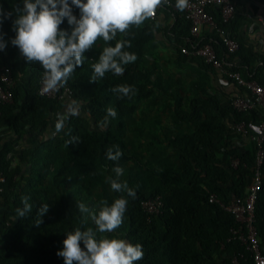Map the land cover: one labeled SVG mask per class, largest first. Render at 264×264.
Listing matches in <instances>:
<instances>
[{"label": "trees", "instance_id": "1", "mask_svg": "<svg viewBox=\"0 0 264 264\" xmlns=\"http://www.w3.org/2000/svg\"><path fill=\"white\" fill-rule=\"evenodd\" d=\"M17 5L22 6V0H0L4 13ZM209 13L218 28L237 41L236 53L227 52L216 31L193 38L183 11L164 4L155 18L117 34V40L131 43L125 50L137 55L134 63L124 66L123 75L108 72L104 78L91 81L92 65L109 46L99 39L63 85L72 91L64 100L39 95L44 69L39 62H26L19 48L12 45L15 14L9 18L0 15V36L6 42L0 51V65L10 68L16 82L14 103L0 106V173L5 177L0 196V264H64L57 252L63 249L66 234L77 227H96L87 213L80 212L78 204L98 210L101 201L111 204L121 195L128 200L123 223L114 232L97 236L142 245L143 259L135 264H233L234 257L240 264H253L252 254L232 234L237 228L235 217L210 203V197L229 202L246 194L258 147L250 136L237 133L235 126L259 122L261 113L233 108V100L247 96V92L224 75L226 82L233 83L234 91L212 86L215 92L211 93L201 80L189 87L178 78L164 80L157 58L149 64L146 61L159 45L158 37H164L165 44L175 51L177 65L195 63L205 76L218 75L212 65L181 52L183 47L192 51L197 42L213 39L226 70L264 87V54L238 37L237 11L228 23L223 22L220 9L212 8ZM73 14L79 18L80 10L73 6ZM162 16L172 17L173 23L164 25ZM60 27L71 30L67 19ZM109 43L114 46L116 41ZM125 84L135 88L130 99L118 98L112 91ZM69 102L78 114L69 115L63 130L53 135L48 129L57 114L67 112ZM108 107L114 108L117 116L109 118L105 128L100 122ZM148 111H152L154 122L147 132L144 120H130L138 112ZM4 124L9 135L3 131ZM28 135L38 138L31 146L23 142ZM113 145L123 153L118 162L106 158L107 149ZM18 146L22 151L14 165ZM117 164L125 170L120 179L136 191L134 199L112 191L106 182L107 177L114 176L112 169ZM24 196L30 197L32 210L20 218L16 209L23 207ZM154 197L163 202L158 215H150L142 207ZM42 205H48L49 210L37 226V210ZM255 213L264 253V165ZM12 220L13 226L9 224Z\"/></svg>", "mask_w": 264, "mask_h": 264}, {"label": "clouds", "instance_id": "2", "mask_svg": "<svg viewBox=\"0 0 264 264\" xmlns=\"http://www.w3.org/2000/svg\"><path fill=\"white\" fill-rule=\"evenodd\" d=\"M167 3L168 0H22V6L17 5L10 13L0 10V15L9 18L15 14V37L11 43L19 48L26 62L40 63L44 69V91L54 92L65 85L75 70L82 66L85 54L99 39L109 46L103 48L98 62L92 65L91 81L104 78L108 72L123 75L124 66L134 63L137 55L125 50L131 47V43L117 40V34L127 33L133 25L140 26L154 18L157 9ZM73 6L80 10L79 18L73 14ZM187 6L188 0H176L175 7L178 10L184 11ZM65 19L70 31L60 27ZM114 40L116 43L112 46L109 42ZM5 48L6 42L0 36V51ZM112 91L118 98L130 99L135 94V88L126 84L118 85ZM77 114L75 107H70L67 113L57 114L53 135L63 130L69 115ZM116 116V110L108 107L100 126L106 128L109 118ZM122 155L118 145L109 147L106 152V158L110 161L118 162ZM112 171L114 176L106 179L110 189L116 193H126L134 199L136 191L120 179L125 170L117 164ZM21 200L23 207L17 208L16 213L23 218L31 212L32 205L29 203L30 197L24 196ZM127 205L128 200L124 195L114 199L111 204L101 201L98 210L79 203L80 212L90 216L95 230L77 227L68 232L63 240V249L57 252V256L64 258V264H135L143 259L142 245L124 239L97 236L98 233H112L120 227ZM48 210V205H42L37 210L39 219L35 225L42 223L41 218Z\"/></svg>", "mask_w": 264, "mask_h": 264}, {"label": "built area", "instance_id": "3", "mask_svg": "<svg viewBox=\"0 0 264 264\" xmlns=\"http://www.w3.org/2000/svg\"><path fill=\"white\" fill-rule=\"evenodd\" d=\"M175 4L176 0H168V3L165 5L171 7L174 11H178ZM212 8L220 9L224 23H228L236 12L233 0H188V6L183 13L185 18L191 23V34L193 38L199 39L204 28L210 31H216L220 35L222 44L227 52L230 54L236 53L239 48L237 41L230 33L218 28L214 18L209 13V10ZM181 52L182 54L202 59L207 64L212 65L218 73L246 90L248 93L247 96H238L233 100L232 106L236 111L249 112L259 110L262 115L259 122H242L235 126L237 133L241 134L244 138L250 136L258 147L254 174L249 182L246 194L242 197L234 196L229 202H223L212 195L210 197V203L218 204L223 210L231 213L235 217L237 228L232 229V234L252 254L253 264H264V253L262 252L258 231L255 226V205L262 188V167L264 165V87L255 81L248 82L242 79L238 73L226 70L223 62L218 58L213 39H208V42L204 44L197 42L192 51L183 47ZM43 76L44 73L39 84V95L55 100H64L71 96L72 91L67 86H62L54 92H45ZM15 83L10 68L5 65H0V106L14 103L13 88ZM234 164L237 165V162ZM4 183L5 177L0 173V196L3 192L2 185ZM142 207L148 214L158 215L163 208V202L160 197H154L144 201ZM232 263L240 264L237 257L233 258Z\"/></svg>", "mask_w": 264, "mask_h": 264}, {"label": "crops", "instance_id": "4", "mask_svg": "<svg viewBox=\"0 0 264 264\" xmlns=\"http://www.w3.org/2000/svg\"><path fill=\"white\" fill-rule=\"evenodd\" d=\"M233 1L237 9L236 16L239 19L236 26L238 37L243 40H246L249 44L255 46L259 52L264 54V0H233ZM160 21L163 22L164 25H168L173 23L174 20L172 17L162 16L160 18ZM208 32H210V30L204 28V30H202V35L207 34ZM164 40H165L164 37L163 38L158 37V42L160 43L151 53L153 55L149 53L146 56L147 64L153 62V60L157 58L156 54L162 57V59L160 58V61H157L156 64L160 66L161 74L164 76V80H169V78L171 77L176 79L175 78L176 72L178 73L179 71H181L182 75L191 77V79H188L189 80L188 82L184 81L186 85H188V87L192 84V82L201 80L205 82V86L211 93L215 92L213 87L221 88L226 92L227 90L228 92L234 91L233 83L226 82L220 73H218V75L208 74L207 77L203 73L199 72V69L197 65H195V63L177 65L176 64L177 56L175 54V51L171 47H168L167 46L168 44H165ZM163 41L165 45H163L162 43ZM166 73H168V75ZM184 76L181 77L183 80H185ZM70 107H74V105L71 104V102H69L68 104L67 111L69 110ZM55 123L56 120L52 122L50 128L48 129V132H55ZM5 125L6 124H4L3 131L7 129ZM6 132L7 135H9L7 130ZM36 139H38L36 136L28 135L23 142L25 146L26 145L31 146L32 144H34L33 142H36ZM17 155L18 154H16L15 157H18ZM14 223L15 222L12 220L9 224L13 226ZM1 231H2V227L0 226V232Z\"/></svg>", "mask_w": 264, "mask_h": 264}, {"label": "rangeland", "instance_id": "5", "mask_svg": "<svg viewBox=\"0 0 264 264\" xmlns=\"http://www.w3.org/2000/svg\"><path fill=\"white\" fill-rule=\"evenodd\" d=\"M156 54V53H155ZM156 56H157V61H160V58L162 59V57H160V55H158V54H156ZM162 66V65H161ZM177 71V70H176ZM166 72H167V70H166ZM172 72H173V70H172ZM180 73H181V75H180ZM167 75H168V73H166ZM170 74V73H169ZM174 75H175V73H174ZM178 76V77H177ZM182 76H184V75H182V72L181 71H179L178 73L176 72V77L175 78H178V79H181L183 82L185 81V82H188L189 80L188 79H191V77L190 76H184L185 77V80H183L181 77ZM172 78V77H171ZM185 84V87H188V85H186V83H184ZM68 112V111H67ZM66 112V113H67ZM132 120H134V121H140L141 122V120H144L145 122H144V125L146 126V131L148 132V128H150V126L153 124V122H154V119H153V113H152V111H148L147 113H143V114H141L140 112H138L136 115H135V117L133 118V119H131L130 121H132ZM65 124V123H64ZM151 129V128H150ZM44 139H45V137H44ZM22 147L21 146H18V147H16L15 148V150H14V154L16 155V154H19L21 151H22V149H21ZM169 155H171V153L169 152L168 153ZM13 163H14V165L15 164H18L19 163V158L18 157H15L14 158V160H13ZM24 168V171L25 172H27L28 170H27V166H24L23 167Z\"/></svg>", "mask_w": 264, "mask_h": 264}]
</instances>
